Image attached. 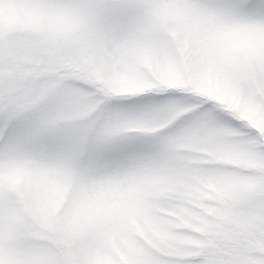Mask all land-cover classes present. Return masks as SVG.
Listing matches in <instances>:
<instances>
[{
    "label": "snow or ice",
    "instance_id": "snow-or-ice-1",
    "mask_svg": "<svg viewBox=\"0 0 264 264\" xmlns=\"http://www.w3.org/2000/svg\"><path fill=\"white\" fill-rule=\"evenodd\" d=\"M0 264H264V0H0Z\"/></svg>",
    "mask_w": 264,
    "mask_h": 264
}]
</instances>
